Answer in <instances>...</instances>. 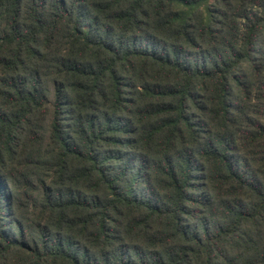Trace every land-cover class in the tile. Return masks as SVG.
I'll use <instances>...</instances> for the list:
<instances>
[{"label":"trees","instance_id":"obj_1","mask_svg":"<svg viewBox=\"0 0 264 264\" xmlns=\"http://www.w3.org/2000/svg\"><path fill=\"white\" fill-rule=\"evenodd\" d=\"M0 264H264V0H0Z\"/></svg>","mask_w":264,"mask_h":264}]
</instances>
